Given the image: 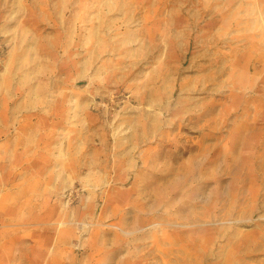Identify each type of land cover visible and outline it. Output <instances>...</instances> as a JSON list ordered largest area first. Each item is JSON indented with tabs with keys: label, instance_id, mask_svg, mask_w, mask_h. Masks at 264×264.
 Masks as SVG:
<instances>
[{
	"label": "rangeland",
	"instance_id": "obj_1",
	"mask_svg": "<svg viewBox=\"0 0 264 264\" xmlns=\"http://www.w3.org/2000/svg\"><path fill=\"white\" fill-rule=\"evenodd\" d=\"M0 264H264V0H0Z\"/></svg>",
	"mask_w": 264,
	"mask_h": 264
}]
</instances>
